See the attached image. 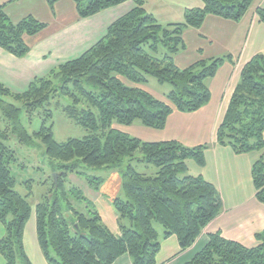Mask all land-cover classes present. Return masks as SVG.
<instances>
[{"label": "trees", "instance_id": "16d2710c", "mask_svg": "<svg viewBox=\"0 0 264 264\" xmlns=\"http://www.w3.org/2000/svg\"><path fill=\"white\" fill-rule=\"evenodd\" d=\"M60 0H48L49 5ZM255 0H201L203 7L185 10L183 22L161 25L145 9V0L114 21L105 35L78 58L35 78L28 89L15 93L0 83V256L5 264H32L24 247V228L32 209L36 238L47 264H113L127 255L131 264H158L161 241L175 237L179 251L191 248L203 230L220 214L216 188L186 167L205 165L207 145L186 147L176 141L144 142L120 130L135 123L162 130L174 112L194 113L207 105L206 82L231 57L200 60L180 69L174 58L186 48L183 32L200 28L206 16L239 21ZM78 17L87 19L127 0H73ZM0 5V49L24 58L30 48L24 36L47 27L29 16L13 23ZM264 24V5L256 10ZM148 78L168 84L170 92L158 99L148 92ZM67 98L68 105L60 100ZM9 100L22 106L20 109ZM86 135L57 142L51 106ZM29 124L41 120L38 130ZM19 146H39L56 184L31 206L17 190L11 165ZM216 144L235 155L261 153L251 168L256 200L264 205V55L256 54L243 66L237 86L216 131ZM144 167L140 172L138 168ZM115 172L119 192L111 205L117 214L118 234L103 222L96 206L71 180L98 192L105 179L89 172ZM155 224L163 229L158 241ZM255 245L244 246L208 234L205 246L185 264H264V230L254 235Z\"/></svg>", "mask_w": 264, "mask_h": 264}, {"label": "crops", "instance_id": "0c3cea01", "mask_svg": "<svg viewBox=\"0 0 264 264\" xmlns=\"http://www.w3.org/2000/svg\"><path fill=\"white\" fill-rule=\"evenodd\" d=\"M58 5L59 13L56 12L57 7L53 9L56 27L36 37L24 36L30 48L24 58H16L0 49V83L13 92L26 91L35 78L44 77L60 64L81 56L105 35L114 21L134 7L133 0H127L96 16L80 19L73 0H60ZM147 5L154 10L164 7L161 12L163 22L156 18V12L149 11L163 26L182 23L185 10L203 7L201 0H145V9ZM262 5L264 0H255L237 22L208 15L200 28L185 29L183 40L186 48L174 58L178 68L226 56L231 57L232 63L225 62L215 77L206 82L211 98L200 110L194 113L174 112L162 130L145 127L137 130L144 142L176 141L186 147L207 145L205 165L198 167L193 161H187L186 167L191 176H201L212 184L222 202L220 214L203 230L191 248L180 252L175 237L162 240L158 264H185L205 246L208 234L219 232L225 239L250 247L255 245L254 235L264 230V205L255 198L251 178V168L261 153L235 155L230 148L216 144L217 128L239 82L243 66L256 54L264 55V24L256 14ZM37 7L42 12L48 10V1L38 0ZM152 95L158 99L164 97ZM82 188L90 195L88 199L96 206L105 225L118 234L117 214L111 205L119 192L118 174L108 177L98 192L85 186ZM3 235L4 228L0 223V239ZM23 242L32 264H47L36 238L34 209L25 225ZM0 264H5L1 256ZM113 264L131 262L124 255Z\"/></svg>", "mask_w": 264, "mask_h": 264}, {"label": "rangeland", "instance_id": "374dc122", "mask_svg": "<svg viewBox=\"0 0 264 264\" xmlns=\"http://www.w3.org/2000/svg\"><path fill=\"white\" fill-rule=\"evenodd\" d=\"M37 1L38 0H0V5H5L4 12L8 11V17L13 23H18L22 19L31 16L35 20L46 24L47 27L45 29L39 31L34 35L36 37V35H38L39 33L41 34L47 32L56 27L57 23L53 17V9L54 7H57V13H59L58 9H60L58 2L52 4V6H50L48 2V10L45 9L44 12H42L40 11L39 7H37ZM163 8L164 7L154 10L151 6L147 5L146 9L148 13L149 11L152 13L156 12V18L160 22H163V19L161 17ZM146 89L150 94L152 92V94H156V96L158 95L160 97L168 94L171 90L168 84H159L153 78H148ZM9 102L13 103L20 109L22 108V106L18 103H15L11 100H9ZM60 103L62 105H68L70 104V101L67 98H63L60 100ZM51 110L53 112V133L54 138L57 142H64L69 138L79 139L86 135V132L82 128L76 126L72 121L67 119L62 114V112L55 109L53 105L51 106ZM20 119L28 133H32L38 130L41 125V120L38 117H34L31 124H29L23 111L21 113ZM139 127L142 126H140L137 122L131 127L121 126L119 128L121 131L128 133L130 136L140 139L139 133L137 132V130L140 129ZM6 144L16 151V161L10 166L12 174L17 181L16 190L21 195L28 196V201L33 207L41 201L42 196L45 195L51 188L50 177H53V173L51 172L50 165L43 154V149L37 145L32 147L19 146L16 144V139L13 137H11ZM138 170L140 172H143L144 167L140 166ZM89 173L95 177H101L106 180L115 172L96 171ZM71 179V181L83 191L84 195L90 199V195H88L86 190L82 188L83 186H85L84 183L80 180L75 179L74 177H72ZM154 226L158 233V241H161L163 238V229L157 224H155Z\"/></svg>", "mask_w": 264, "mask_h": 264}, {"label": "water", "instance_id": "95a60500", "mask_svg": "<svg viewBox=\"0 0 264 264\" xmlns=\"http://www.w3.org/2000/svg\"><path fill=\"white\" fill-rule=\"evenodd\" d=\"M52 178H53V182H54V184H56V181H57V177H56V175L53 174V177H52Z\"/></svg>", "mask_w": 264, "mask_h": 264}]
</instances>
